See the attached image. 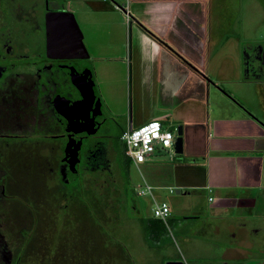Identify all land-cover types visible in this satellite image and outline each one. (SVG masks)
<instances>
[{
    "label": "crops",
    "instance_id": "1",
    "mask_svg": "<svg viewBox=\"0 0 264 264\" xmlns=\"http://www.w3.org/2000/svg\"><path fill=\"white\" fill-rule=\"evenodd\" d=\"M212 1L130 0L139 17L200 71L152 37H136L128 28L126 100L130 125L160 120L174 129L182 124L187 132L183 155L162 152L153 161L134 163L144 185L151 186V192L181 187L197 196L207 191L215 214H210L206 228H197L202 222L192 225L184 249L176 245L175 235L165 239V222L159 223L154 215L137 217L141 238L132 236V228H105L106 241L100 242L104 228H94L89 231L94 240L88 250L90 264H99V258L106 264H264V228H235L249 225L250 216L264 211V91L255 102L256 110L237 101L238 88L252 93L259 79L252 77L247 65L242 68L239 38L227 35L219 27L220 22L225 25L222 19L210 15ZM132 107L139 113L133 121ZM214 216L233 218L235 227L216 228L220 222ZM140 250L150 251L152 259ZM154 251L166 253L156 256Z\"/></svg>",
    "mask_w": 264,
    "mask_h": 264
},
{
    "label": "flooded vegetation",
    "instance_id": "2",
    "mask_svg": "<svg viewBox=\"0 0 264 264\" xmlns=\"http://www.w3.org/2000/svg\"><path fill=\"white\" fill-rule=\"evenodd\" d=\"M128 2L0 0V264H86L79 243L91 238L93 228L75 229L76 241L77 232L85 233L74 246L60 233L67 212L77 202L86 203L83 191L91 184L90 174L111 172L127 161L122 136L130 120L106 110L93 68L82 61L86 58L51 53L49 18L70 12L77 19L82 3L110 10L113 4L121 9ZM248 54L250 74L264 78V43L255 44ZM86 87L94 89V98ZM92 186V196H97ZM127 196L136 210L139 195L134 191ZM49 207L56 216L54 228L39 219L40 211L51 214ZM214 219L220 222L216 228H233L231 217ZM249 220V225L234 227L264 228V211ZM201 222L197 228L210 224L205 216ZM106 238L104 228L99 241Z\"/></svg>",
    "mask_w": 264,
    "mask_h": 264
},
{
    "label": "rangeland",
    "instance_id": "3",
    "mask_svg": "<svg viewBox=\"0 0 264 264\" xmlns=\"http://www.w3.org/2000/svg\"><path fill=\"white\" fill-rule=\"evenodd\" d=\"M212 3L214 5L210 15L222 19L221 21L225 23L222 25L220 22L219 27L222 26L227 35H235L240 40L238 48L241 54L242 68H244V59H247L252 47L257 43H264V0H213ZM217 4H221L222 7ZM129 7L130 2L121 9L113 4V10L106 12L101 5L95 6V9L99 8L96 11L89 10L82 3L77 12V22L83 32L84 43L89 53V57L82 61L93 68L96 92L103 101L106 110H113L112 112L116 116L128 115L129 102L126 100L127 91L129 95L127 30L128 28L130 30L133 19L127 14ZM242 77H245L243 71ZM227 83L228 85L233 84L231 81ZM253 84L256 90L259 89L258 91L253 89V92L250 93L247 89L239 87L235 92V97L240 104L250 103L252 108L255 107V102L260 99L261 90L264 91V80L260 78L257 83ZM258 107L260 108V106ZM256 109L257 106L254 110ZM171 129L174 130L173 127ZM89 178L91 184L87 183L83 191L87 204L84 201L81 204H79L80 202L74 203V210L70 213L67 212L68 216L60 233L69 246L77 245L79 243L77 241L85 233V230L84 232L82 230L81 235L77 232V241L74 240L73 233L77 228H93V230L94 228H132L129 229V232L132 230V236L141 238L143 233L137 228H141L142 223L137 217L153 218L154 201L152 197L158 202H167L170 205L172 219L164 225L165 239L175 235L176 241L178 240L176 245L183 249L187 248V236L192 235L193 228L182 227L197 224L204 216L211 220L210 214H215L212 212L208 200L211 196L209 192L205 191L196 196L187 192V189L181 188L182 192L178 194L176 187L173 188L174 191L170 188H160L155 189L151 194L140 196L137 209L132 210V203L129 200L132 195H127L132 189L138 194L145 185L141 170L131 160L129 163L128 161L122 163L121 168L115 167L111 172L104 174H90ZM92 184L96 188L97 196H92ZM122 192L123 196L121 197ZM89 203L92 205V211ZM48 210L51 214L46 215V212L40 211L39 219L45 226L54 228L52 226H54L56 216L53 214L52 208L49 207ZM55 213L57 214V211ZM200 213L202 214L200 218L194 216ZM39 242L41 243L42 240L40 239ZM93 242V239L85 238V242L79 243L84 249L81 250L79 256L86 264H90L88 250L90 243ZM149 243L152 244L148 240L147 244ZM34 245H37V241L34 242ZM139 252L147 257L150 256V251L140 250ZM162 253L166 252L154 251L156 256H160ZM164 262H168L167 257L164 258ZM202 262L205 260L203 259ZM98 263L106 264V261L99 258Z\"/></svg>",
    "mask_w": 264,
    "mask_h": 264
},
{
    "label": "water",
    "instance_id": "4",
    "mask_svg": "<svg viewBox=\"0 0 264 264\" xmlns=\"http://www.w3.org/2000/svg\"><path fill=\"white\" fill-rule=\"evenodd\" d=\"M129 15L133 18L131 21L130 30L134 33V36L137 35L143 36L144 34L148 37H152L157 42L162 44L164 47L171 50L176 56L180 57L187 64L192 66V64L184 58L176 49L170 46L168 39L158 31L153 29L151 26L147 25L141 17L134 10V7L130 5ZM49 29H50V51L55 55L62 57H73V58H88L89 53L84 43L83 32L77 22V19L73 13L67 12L59 14H51L49 18ZM66 51V52H65ZM65 52V53H64ZM244 65H247L245 61ZM196 71H200L199 68L192 66ZM248 67V65L246 66ZM217 90L225 93L221 86H217L216 83L211 82ZM89 95L94 98V89L92 87H86ZM131 111V112H130ZM129 114L131 115V120H135L139 116V113L135 110L134 107L130 110ZM137 127V125H133ZM176 138L174 143L175 154L183 155L187 146V132L182 124H179L175 128ZM181 187L177 188V193H181ZM167 264H185L183 261L178 262H169Z\"/></svg>",
    "mask_w": 264,
    "mask_h": 264
},
{
    "label": "built area",
    "instance_id": "5",
    "mask_svg": "<svg viewBox=\"0 0 264 264\" xmlns=\"http://www.w3.org/2000/svg\"><path fill=\"white\" fill-rule=\"evenodd\" d=\"M171 127V125H164L160 120H151L139 127L129 125L122 136L126 146L127 158L135 164H142L153 161L162 152L173 153L174 155L176 132ZM151 190V186L145 185L138 192V195H148ZM172 191L174 190L172 189ZM153 215L155 218L168 223L171 216L170 205L167 202L154 201Z\"/></svg>",
    "mask_w": 264,
    "mask_h": 264
},
{
    "label": "trees",
    "instance_id": "6",
    "mask_svg": "<svg viewBox=\"0 0 264 264\" xmlns=\"http://www.w3.org/2000/svg\"><path fill=\"white\" fill-rule=\"evenodd\" d=\"M128 161V163H129V160H127ZM129 192V191H128ZM133 192H134V190L132 189V190H130V193H132L133 194ZM170 219V218H169ZM157 220L159 221V223H161V224H163V221L161 220V219H158L157 218ZM168 222H169V220H168ZM164 225L165 224H163L162 226L164 227Z\"/></svg>",
    "mask_w": 264,
    "mask_h": 264
}]
</instances>
